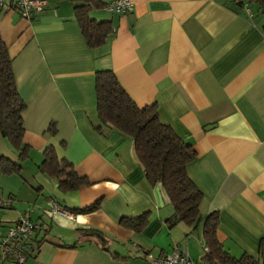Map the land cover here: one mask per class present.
I'll list each match as a JSON object with an SVG mask.
<instances>
[{
    "label": "crops",
    "instance_id": "crops-1",
    "mask_svg": "<svg viewBox=\"0 0 264 264\" xmlns=\"http://www.w3.org/2000/svg\"><path fill=\"white\" fill-rule=\"evenodd\" d=\"M108 1L89 12L112 26L94 47L72 0H48L31 19L13 0L0 7L29 144L19 172L0 169V232L24 214L38 224L25 261L0 264H153L176 246L204 259L203 217L213 210L223 247L264 264V8L248 0H133L117 12ZM98 69H112L138 105L155 102L160 119L192 144L187 172L203 193L200 221H168L173 205L162 183L144 175L132 141L94 128ZM49 144L89 183L62 189L40 170ZM2 158L18 154L0 132ZM56 204L72 216L54 211ZM143 212L139 231L121 221Z\"/></svg>",
    "mask_w": 264,
    "mask_h": 264
},
{
    "label": "trees",
    "instance_id": "trees-1",
    "mask_svg": "<svg viewBox=\"0 0 264 264\" xmlns=\"http://www.w3.org/2000/svg\"><path fill=\"white\" fill-rule=\"evenodd\" d=\"M264 8V0H248ZM74 16L90 47L102 44L112 30L108 19L98 20L90 16L93 5L100 0H72ZM34 16V15H33ZM32 16V17H33ZM13 57L0 34V132L17 150L16 161L2 158L0 169L4 172L21 169V160L28 154L29 144L23 140L25 131L23 110L26 102L22 98L13 70ZM96 107L100 122L93 124L103 135L117 133L132 141L134 155L150 183L161 182L174 212L168 221L183 220L194 223L202 219L199 204L202 190L187 172V164L195 156L192 144L179 135L168 123L162 121L155 102L138 105L122 86L112 69H98L95 72ZM48 130L56 132V122L51 120ZM40 170L54 175L62 189H73L82 183L88 184L73 163L65 156H58L53 145L43 149L42 160L37 164ZM97 207V202L78 210L88 211ZM71 211V210H70ZM121 221L136 230L147 223L146 212L137 216H123ZM219 222L217 210L203 217V236L207 244L203 258L214 264H258V258L244 252L234 256L223 247L216 230ZM87 233H99L90 228Z\"/></svg>",
    "mask_w": 264,
    "mask_h": 264
},
{
    "label": "built area",
    "instance_id": "built-area-1",
    "mask_svg": "<svg viewBox=\"0 0 264 264\" xmlns=\"http://www.w3.org/2000/svg\"><path fill=\"white\" fill-rule=\"evenodd\" d=\"M4 0H0V7ZM48 0H13L14 6L21 16L31 19L33 15L44 9ZM109 11L126 12L133 6V0H110L105 3ZM250 13V8H247ZM53 210L64 215L72 216L67 208L56 204ZM37 223L28 215H21L9 224L4 232H0V258L13 257L18 263H23L26 258V242L31 237ZM153 264H211L204 259H194L185 250L178 246L171 253L161 254L152 258Z\"/></svg>",
    "mask_w": 264,
    "mask_h": 264
}]
</instances>
